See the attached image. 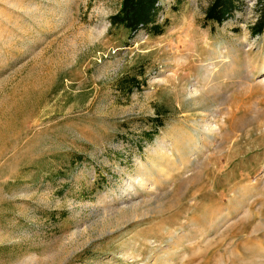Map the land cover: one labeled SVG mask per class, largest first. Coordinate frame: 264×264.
<instances>
[{"label":"rangeland","instance_id":"obj_1","mask_svg":"<svg viewBox=\"0 0 264 264\" xmlns=\"http://www.w3.org/2000/svg\"><path fill=\"white\" fill-rule=\"evenodd\" d=\"M215 1L0 0V264H264V0Z\"/></svg>","mask_w":264,"mask_h":264},{"label":"trees","instance_id":"obj_2","mask_svg":"<svg viewBox=\"0 0 264 264\" xmlns=\"http://www.w3.org/2000/svg\"><path fill=\"white\" fill-rule=\"evenodd\" d=\"M233 4L230 0H216L206 11V19L221 24L231 13ZM158 13V0H121L120 8L115 15L110 18L112 27H123L130 34L137 32L141 28L148 29L151 34H159V27L155 25ZM264 15L253 25L251 34L257 35L262 32ZM134 80L133 86L129 90L138 88L139 84ZM128 84V83H125Z\"/></svg>","mask_w":264,"mask_h":264}]
</instances>
